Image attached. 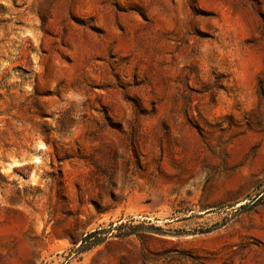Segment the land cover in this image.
Returning <instances> with one entry per match:
<instances>
[{
    "label": "rangeland",
    "instance_id": "rangeland-1",
    "mask_svg": "<svg viewBox=\"0 0 264 264\" xmlns=\"http://www.w3.org/2000/svg\"><path fill=\"white\" fill-rule=\"evenodd\" d=\"M263 180L264 0H0V264H264Z\"/></svg>",
    "mask_w": 264,
    "mask_h": 264
},
{
    "label": "trees",
    "instance_id": "trees-1",
    "mask_svg": "<svg viewBox=\"0 0 264 264\" xmlns=\"http://www.w3.org/2000/svg\"><path fill=\"white\" fill-rule=\"evenodd\" d=\"M263 184H264V180H263ZM259 203L264 204V189L253 200V205H256V204H259ZM242 207L245 208L246 206H242ZM113 226H114V224H111L110 228H103V229H100V230H95V231H92V232L88 233L87 235H85L82 238L81 244H80V246H78L77 251L78 252H84V251L90 250L94 246H97V245L103 243V238H99V235L100 234L109 235L110 233H112L113 229L121 230V229L126 227V228L129 229L128 230L129 231L128 235L136 234L135 229L139 225L138 224H133V223H121V224H119L116 227H113ZM93 237H97V239L91 241V238H93Z\"/></svg>",
    "mask_w": 264,
    "mask_h": 264
}]
</instances>
